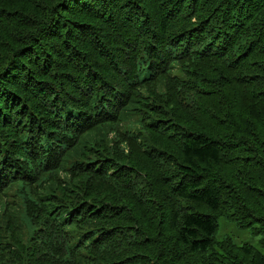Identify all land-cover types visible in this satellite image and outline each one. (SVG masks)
<instances>
[{
    "label": "trees",
    "instance_id": "obj_1",
    "mask_svg": "<svg viewBox=\"0 0 264 264\" xmlns=\"http://www.w3.org/2000/svg\"><path fill=\"white\" fill-rule=\"evenodd\" d=\"M1 203L0 264H264V0H0Z\"/></svg>",
    "mask_w": 264,
    "mask_h": 264
},
{
    "label": "rangeland",
    "instance_id": "obj_2",
    "mask_svg": "<svg viewBox=\"0 0 264 264\" xmlns=\"http://www.w3.org/2000/svg\"><path fill=\"white\" fill-rule=\"evenodd\" d=\"M133 123H134L133 121H129L128 126H131ZM93 136H96V134L91 132V133L87 134V136L85 137V139L88 141V144L91 146H94L93 142L91 141V137H93ZM108 136H110V134ZM3 208H4V204L1 203L0 204V211L3 210ZM15 209H16V206H14V205L10 206V212H11L12 217H13V211ZM8 213H9V210L5 211L4 217H6L8 215ZM14 220L15 219H13V221ZM17 224H18V222H17ZM217 225H218L217 231L215 234L216 238L228 236L234 242H237V243L245 242V243H250L253 245H257V243H258V239L260 237L259 235H257V236L253 235L249 229L238 228L233 222H231L230 220H228L224 217L218 218ZM19 237H21L20 234H19Z\"/></svg>",
    "mask_w": 264,
    "mask_h": 264
}]
</instances>
